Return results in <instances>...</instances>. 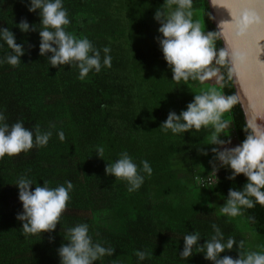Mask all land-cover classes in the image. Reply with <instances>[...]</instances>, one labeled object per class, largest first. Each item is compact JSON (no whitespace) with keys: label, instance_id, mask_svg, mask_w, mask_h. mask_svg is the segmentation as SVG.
<instances>
[{"label":"trees","instance_id":"trees-1","mask_svg":"<svg viewBox=\"0 0 264 264\" xmlns=\"http://www.w3.org/2000/svg\"><path fill=\"white\" fill-rule=\"evenodd\" d=\"M163 4L164 0H64L71 21L66 31L87 37L102 56L104 47L111 50V66L99 73L93 70L81 80L76 66L52 68L48 58L40 56L38 31L23 33L18 28L26 18L42 30L38 13H30L21 0H0V27L11 29L17 43L27 49L22 62L12 66L5 60L12 50L0 41V61H4L0 112L9 125L23 121L26 127L53 132L46 146L34 144L26 153L0 158V264H60L57 249L68 242L67 230L81 223L89 225L94 242L115 249L113 256L95 264H211L195 248L186 259L179 251L184 236L192 232L200 233L201 244L210 239L213 224L225 239L244 241L240 252L252 251L249 233L264 245V205L244 209L243 217L221 212L229 188L241 190L246 178L229 181L223 168L217 175L212 170L213 129L173 134L161 126L170 111L179 113L194 95L216 90L236 96L227 55L225 64L219 65L218 86L172 80L154 39L159 27L154 13ZM191 11L202 13V31H212L216 51H225L208 0H193ZM223 119L230 129L221 138L230 130L241 143L251 132L238 98ZM59 131L64 132L63 141ZM101 147L103 159L96 155ZM206 148L209 155L203 156L201 150ZM124 151L137 164L147 160L153 169L131 192L126 181L105 172L106 164L114 163ZM21 176L31 179L33 187L73 183L52 234L54 243H49L48 233L25 234L16 219L22 205L15 184ZM137 251L149 256L138 262ZM221 255L235 258L238 253L234 246Z\"/></svg>","mask_w":264,"mask_h":264},{"label":"clouds","instance_id":"clouds-1","mask_svg":"<svg viewBox=\"0 0 264 264\" xmlns=\"http://www.w3.org/2000/svg\"><path fill=\"white\" fill-rule=\"evenodd\" d=\"M30 13H38L40 23L44 26L37 30L28 20L22 19L18 28L23 33L38 31L40 37L39 54L46 56L52 68L62 65L76 66L79 69V78L85 79L89 72L99 73L102 67H110L112 57L110 48L101 50L95 48L87 38H78L66 31L71 23L68 10L64 7V0H21ZM164 6L156 9L154 21L158 23V35L154 38L158 44L163 58L171 69L172 80L201 82L216 77L218 69L210 67L215 64H225L227 53L223 50L217 52L214 47V33L204 32L199 22L193 20L191 11L193 0H164ZM174 6V7H173ZM258 22V21H257ZM250 20L236 21L240 34L247 29ZM0 41L12 50V54L5 57L8 64L19 65L21 58L27 54L24 43H17L15 33L7 28L0 27ZM3 45L0 44V47ZM29 47H34L29 45ZM51 53V55H48ZM247 60L246 52H238L232 58ZM4 61H0L3 63ZM235 95H224L219 91L211 90L193 96L186 108L179 113L170 111L161 126L173 134L190 133L192 129L199 131L202 128L213 129L210 137V151L213 154L209 164L217 173L223 168L228 175L226 179L235 181L243 175L246 183L241 190L230 187L227 199L221 212L229 217L243 214L244 209L254 208L256 204L264 205V131L257 125L250 124L251 132L245 139L232 145L231 139L221 138V134L229 127L228 121L223 119L224 113L236 104ZM6 116L0 112V158L5 155L14 156L28 152L37 146H46L53 135L51 130L42 131L38 126L26 127L23 121L11 125L6 122ZM52 127H55L54 125ZM59 139L63 141V131L58 132ZM209 148L201 150L203 156L209 155ZM96 155L103 159L104 149L98 148ZM142 165V167H141ZM152 167L147 160L137 164L133 157L124 151L114 163L106 164V175L126 181L128 190H138L144 183L145 174H152ZM218 177V176H217ZM33 181L25 176L18 178L15 186L18 188V199L22 210L16 215L21 222L25 234L48 233L49 243L55 242L52 235L59 224L62 213L70 200L73 183L66 181L58 187H49L46 183L33 187ZM214 235L210 239H202L199 232H192L183 238V248L179 251L181 258L193 255L194 248L204 253V259L211 264H264V245H258L259 251L240 252L245 244L234 237L225 239L221 229L213 224ZM67 243H62L57 249L60 264H95L105 256H113V247L103 246L94 242L89 234L87 223L77 224L68 230ZM237 249L238 256L221 255L226 251ZM138 262L144 261L149 253L137 251Z\"/></svg>","mask_w":264,"mask_h":264},{"label":"water","instance_id":"water-1","mask_svg":"<svg viewBox=\"0 0 264 264\" xmlns=\"http://www.w3.org/2000/svg\"><path fill=\"white\" fill-rule=\"evenodd\" d=\"M208 2L227 53L236 96L245 120L248 125H257L264 131V0ZM245 16L251 23L240 34L236 21ZM241 51L246 52L247 60L234 61L233 55Z\"/></svg>","mask_w":264,"mask_h":264},{"label":"rangeland","instance_id":"rangeland-1","mask_svg":"<svg viewBox=\"0 0 264 264\" xmlns=\"http://www.w3.org/2000/svg\"><path fill=\"white\" fill-rule=\"evenodd\" d=\"M193 20H196L198 22H202V13L200 11H194L193 12ZM210 67H214L216 69H218V75L216 77H213L211 79L205 80L203 81L204 83L207 84H213V85H220L221 84V73L219 70V65L215 64V61L213 62V65H211ZM229 128V127H228ZM230 129V128H229ZM224 139H231L232 140V145L235 146L237 144H239L238 140L236 139V135L234 133H232L230 130H227V134L225 136H223ZM243 217V214L241 215ZM249 236V242H250V246L252 251H259L260 249L258 248V245L261 244V240L257 239V238H253L251 236V234H248Z\"/></svg>","mask_w":264,"mask_h":264},{"label":"crops","instance_id":"crops-1","mask_svg":"<svg viewBox=\"0 0 264 264\" xmlns=\"http://www.w3.org/2000/svg\"><path fill=\"white\" fill-rule=\"evenodd\" d=\"M249 235L247 234V237H248ZM248 239H249V237H248Z\"/></svg>","mask_w":264,"mask_h":264}]
</instances>
